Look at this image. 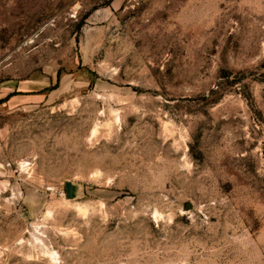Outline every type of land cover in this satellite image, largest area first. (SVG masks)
<instances>
[{"label": "rangeland", "instance_id": "374dc122", "mask_svg": "<svg viewBox=\"0 0 264 264\" xmlns=\"http://www.w3.org/2000/svg\"><path fill=\"white\" fill-rule=\"evenodd\" d=\"M0 264H264V0H0Z\"/></svg>", "mask_w": 264, "mask_h": 264}, {"label": "water", "instance_id": "95a60500", "mask_svg": "<svg viewBox=\"0 0 264 264\" xmlns=\"http://www.w3.org/2000/svg\"><path fill=\"white\" fill-rule=\"evenodd\" d=\"M66 194L69 198L73 197L74 195V185L69 181L66 183Z\"/></svg>", "mask_w": 264, "mask_h": 264}]
</instances>
